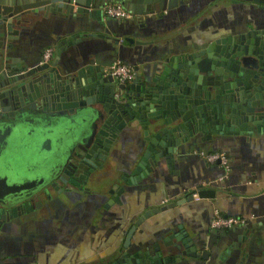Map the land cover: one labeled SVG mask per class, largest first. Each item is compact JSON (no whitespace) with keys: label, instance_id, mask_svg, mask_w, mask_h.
Instances as JSON below:
<instances>
[{"label":"crops","instance_id":"obj_1","mask_svg":"<svg viewBox=\"0 0 264 264\" xmlns=\"http://www.w3.org/2000/svg\"><path fill=\"white\" fill-rule=\"evenodd\" d=\"M140 9H128L134 13L129 19L101 12L104 24L92 19L74 21L59 12L26 15L27 21L14 27L18 40L13 42L12 63L27 68L40 64L44 49L52 47L47 63L55 62L63 73L91 64L107 75V67L120 60L133 67L135 79L150 81L159 78L169 63L176 66V56L193 54L210 44L232 45L242 35L246 42L264 29L263 3L248 0H167L153 12L145 6ZM185 61L192 63L189 58ZM89 116L66 119L52 134L51 148L38 157L28 144L36 119L27 113L21 119L8 116L0 123V160L11 161L18 182L35 187L61 168L65 144L88 130ZM14 121L20 125L10 136L4 123ZM203 129L177 146L170 160L161 155L155 162L156 152L151 151L148 164L130 177L134 183L129 184L128 175L148 145L140 123L129 122L111 142L106 163L111 169L106 183L111 184V192L109 185L100 182L87 187V193L79 192L76 201L52 188L50 198L40 193L28 215L0 226V264H124V253L132 261H147L157 246L163 257L170 255L166 251L170 241L184 249L177 238H184L196 256L187 254L165 264H264V133L217 134L207 126ZM201 150L227 153L226 179L219 180L221 167L198 155ZM197 188L206 190L204 196L188 197ZM173 203L177 204L140 219L147 210ZM216 209L246 222L231 229L212 228ZM137 252L141 258H134Z\"/></svg>","mask_w":264,"mask_h":264},{"label":"water","instance_id":"obj_2","mask_svg":"<svg viewBox=\"0 0 264 264\" xmlns=\"http://www.w3.org/2000/svg\"><path fill=\"white\" fill-rule=\"evenodd\" d=\"M110 1H119L135 12L141 11L143 6L147 12H153L156 6L162 8L167 0H0L1 123L8 116L21 119V115L29 114L36 119L33 138L41 149H48L52 134L63 127L66 119L72 120L73 116L82 118L88 113L91 121L99 122L97 141L105 147L101 149L100 146L101 153L97 157L102 158L111 147L109 140L115 139L129 122L137 120L148 145L129 178L141 173L144 163L148 164L147 157L152 156L151 151L156 152L155 162L161 155L170 160L177 146L190 141L198 130H205L206 126L217 134H252L254 130L264 133V62L259 61L260 56L256 53V45L262 44L264 37L255 42L249 40V43L243 41L244 35L239 41L235 39L233 49L227 46L225 51L229 60L220 56L223 53L220 50L225 46L207 45L193 54L176 56L177 68L169 63L159 78H151L150 81L136 78L128 84H118L101 67L91 64L68 73L61 72L55 62L28 68L13 65V42L18 40L14 27L26 22V15L39 11L59 12L70 15L74 21L89 22L92 19L104 24L101 7ZM248 1L263 3L264 6L263 0ZM248 45H255L253 52L247 51ZM185 58L192 63L184 62ZM116 89L124 91L121 99L114 95ZM19 125L14 121L7 125L5 132L9 130L8 134L12 136ZM8 172L0 161V226L10 223L17 210L28 213L34 209V193L29 192V183H18ZM128 183H134V179L130 178ZM205 192L200 189L198 196L203 197ZM107 203H111V199ZM176 204L146 211L140 219ZM134 228L127 233L126 242H129ZM185 238L188 242L191 240L189 236ZM177 239H181L184 249L170 241L166 244L170 255L163 257V251L156 245L155 252L147 256V261H132L124 258L127 255L124 253L123 262L165 264L187 254L196 256L195 249L191 251L184 238ZM133 256L142 257L138 252Z\"/></svg>","mask_w":264,"mask_h":264},{"label":"flooded vegetation","instance_id":"obj_3","mask_svg":"<svg viewBox=\"0 0 264 264\" xmlns=\"http://www.w3.org/2000/svg\"><path fill=\"white\" fill-rule=\"evenodd\" d=\"M263 30L264 29H260L259 32L256 33L254 36L249 37V39L246 42H248L249 40H254V42H255V41H258L259 39H261L262 37H264ZM244 38H245V36H244ZM224 46L226 48L225 49L221 48L222 50H220L221 52L220 51L219 52L220 53L223 52L220 56L227 59L225 56V53H226L225 51L227 49V46H229V48L232 47L231 49H233L234 45H232V46L231 45H224ZM238 46L244 47L246 45H238ZM254 47H255V45H248L247 51L253 52ZM256 49H257V52H256L257 55L260 56L259 61L264 62V41H262V44L256 45ZM234 51H236V50H234ZM227 60H229V58ZM217 61H218V58H217ZM251 62L253 63L252 60H251ZM224 71H226V70L224 69ZM118 84H120V83H118ZM123 92L124 91L121 89H116L114 95L116 96L117 99L118 98L121 99ZM97 123H99V122H97ZM97 123H96V121H92L88 130L85 131L86 133L85 132L82 133L72 143L69 142V143L65 144L66 149L63 150V154H62L61 159H60V161H61L60 167L61 168H59V170L55 174L51 175L47 179H43V181H41V182L36 181L37 185L35 187H32V186L29 187L30 188V189H28L29 192L34 193L32 196L33 197L32 207L34 209L36 208V205H35L36 200L35 199L38 198L40 193H45V195L48 198L51 197V188L54 189V191H56L58 194H63L65 196H67V198L69 200L76 201L77 198L79 197V194H81L79 192H82V194L89 192L87 187H90V185H92V184L97 185L98 183L103 182V183H105V186L109 185L106 183L109 182L107 180L111 179V169H109L106 166V163H107L108 159L110 158L111 147L108 150V152L106 153V156H104L102 158L97 157L98 156L97 154L101 153L99 151L101 143H99L97 141V139H99V138L96 134L98 131ZM7 125H9V124L4 123L5 128L7 127ZM12 136H13V134H12ZM111 142H112V139L109 140V143H111ZM28 144H29L30 148H34L36 150L35 151L33 149V151H35L34 153H35L36 157H38L40 155L39 153H41L43 150H45V149H41L39 142L35 138H31L29 140ZM49 147L51 148V144ZM103 147H105V146H101V149ZM95 155H96V157H95ZM0 161L3 163L6 170L9 171L8 173H13L14 169H13V166H12L13 164L11 163V161L5 160L4 158H2ZM17 171L19 174L22 173L20 170H17ZM21 182H25V181H20L18 183H21ZM107 190H110V192H111V184L109 185ZM199 190H200V188H199ZM188 197L192 198L191 193L189 194ZM115 199H116V197H115ZM147 211H149V210H147ZM25 215H28V213H23L21 210H17L15 213V216H13L12 219H16L20 216L23 217Z\"/></svg>","mask_w":264,"mask_h":264},{"label":"built area","instance_id":"obj_4","mask_svg":"<svg viewBox=\"0 0 264 264\" xmlns=\"http://www.w3.org/2000/svg\"><path fill=\"white\" fill-rule=\"evenodd\" d=\"M101 12L106 17L115 19H129L134 16V13L125 8L122 3L118 1L107 2L101 7ZM53 54V48L47 47L44 49L40 64L47 63ZM107 74L111 75L118 83L127 84L135 79V71L131 65H128L120 60L113 61L107 67ZM118 95V94H117ZM198 155L203 157L209 163H216L221 167L223 173L219 177V180L226 179L230 171L229 157L223 150H215L211 152L197 151ZM198 191L191 193L192 198L198 199ZM246 222V219L241 216H231L221 213L218 209L214 210L210 226L218 229H231L235 226L242 225Z\"/></svg>","mask_w":264,"mask_h":264}]
</instances>
